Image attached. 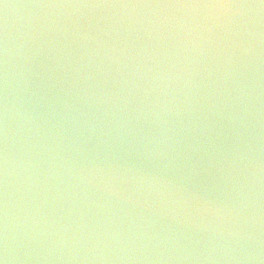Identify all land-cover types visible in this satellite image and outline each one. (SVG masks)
Returning a JSON list of instances; mask_svg holds the SVG:
<instances>
[{"label":"water","instance_id":"water-1","mask_svg":"<svg viewBox=\"0 0 264 264\" xmlns=\"http://www.w3.org/2000/svg\"><path fill=\"white\" fill-rule=\"evenodd\" d=\"M260 3L0 0V258L264 264Z\"/></svg>","mask_w":264,"mask_h":264},{"label":"clouds","instance_id":"clouds-1","mask_svg":"<svg viewBox=\"0 0 264 264\" xmlns=\"http://www.w3.org/2000/svg\"><path fill=\"white\" fill-rule=\"evenodd\" d=\"M220 7H232V5H219ZM260 7H264V0H261V3L259 5ZM0 264H7L6 257L0 258Z\"/></svg>","mask_w":264,"mask_h":264}]
</instances>
